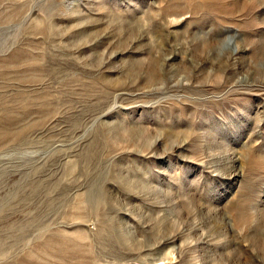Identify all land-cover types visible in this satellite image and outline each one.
Returning <instances> with one entry per match:
<instances>
[{"label": "rangeland", "instance_id": "374dc122", "mask_svg": "<svg viewBox=\"0 0 264 264\" xmlns=\"http://www.w3.org/2000/svg\"><path fill=\"white\" fill-rule=\"evenodd\" d=\"M0 264H264V0H0Z\"/></svg>", "mask_w": 264, "mask_h": 264}]
</instances>
